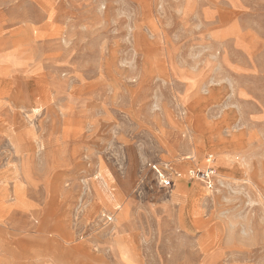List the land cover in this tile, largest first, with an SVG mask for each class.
Listing matches in <instances>:
<instances>
[{
    "label": "rangeland",
    "instance_id": "374dc122",
    "mask_svg": "<svg viewBox=\"0 0 264 264\" xmlns=\"http://www.w3.org/2000/svg\"><path fill=\"white\" fill-rule=\"evenodd\" d=\"M161 187L152 165L202 171ZM264 264V0H0V264Z\"/></svg>",
    "mask_w": 264,
    "mask_h": 264
},
{
    "label": "built area",
    "instance_id": "2783aa9c",
    "mask_svg": "<svg viewBox=\"0 0 264 264\" xmlns=\"http://www.w3.org/2000/svg\"><path fill=\"white\" fill-rule=\"evenodd\" d=\"M213 161V157L209 156V166L203 171L198 168H190L186 172L174 171L173 168H169L168 166L161 167L159 165H152L151 168L156 173L157 179L163 188H171L175 184V180L177 181L186 177L189 180L202 182L208 189H212L217 176V172L212 164Z\"/></svg>",
    "mask_w": 264,
    "mask_h": 264
},
{
    "label": "crops",
    "instance_id": "0c3cea01",
    "mask_svg": "<svg viewBox=\"0 0 264 264\" xmlns=\"http://www.w3.org/2000/svg\"><path fill=\"white\" fill-rule=\"evenodd\" d=\"M173 186H176V184H174ZM14 264H26V263H23V262L19 261V262H15Z\"/></svg>",
    "mask_w": 264,
    "mask_h": 264
}]
</instances>
